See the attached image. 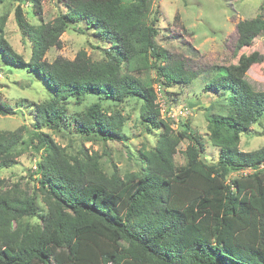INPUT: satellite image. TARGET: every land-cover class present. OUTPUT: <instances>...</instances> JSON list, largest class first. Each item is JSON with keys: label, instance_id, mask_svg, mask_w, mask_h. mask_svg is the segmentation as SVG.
<instances>
[{"label": "trees", "instance_id": "obj_1", "mask_svg": "<svg viewBox=\"0 0 264 264\" xmlns=\"http://www.w3.org/2000/svg\"><path fill=\"white\" fill-rule=\"evenodd\" d=\"M25 1L42 15L44 0ZM63 1L68 12L38 26L16 9L17 25L32 43L28 62L5 38V18L0 20L5 64L29 70L52 96L36 106L32 133L40 144L36 151H43L36 170L43 204L0 179V264H264V147L240 149L241 136L264 115V91L217 68L208 88L232 95L227 114L208 119L219 157L207 162L189 121L175 130L172 119L162 118L155 83L163 92L202 74L159 47L156 24L148 23L150 0ZM80 22L111 45L104 60L94 62L80 51L74 60L46 61L66 30ZM237 33V50L251 46L264 35V18L240 21ZM129 99L140 103L141 124L159 132L136 172L107 174L98 153L72 156L43 132L59 133L65 125L70 136L124 143L126 117L118 106ZM89 100L85 113L69 121V102ZM9 114L15 112L0 103V115ZM26 129L0 131V169L16 163ZM184 141L186 164L177 167Z\"/></svg>", "mask_w": 264, "mask_h": 264}, {"label": "rangeland", "instance_id": "obj_2", "mask_svg": "<svg viewBox=\"0 0 264 264\" xmlns=\"http://www.w3.org/2000/svg\"><path fill=\"white\" fill-rule=\"evenodd\" d=\"M151 13L148 23L155 22L158 30L159 47L183 61L187 68L199 73L197 79L189 85H177L164 89L158 103L162 109L163 119L173 120L172 128L189 121L193 133L204 147L202 159L217 161L219 152L209 139L208 119L214 115H226L230 107L231 93L214 92L207 84L218 71L226 68L231 74L242 75L257 91H264V35L256 38L254 43L237 50V24L243 20L264 18V0H150ZM21 7L25 20L32 26L53 23L58 17L65 15L68 4L63 0H44L43 13L38 15L33 5L25 0H10L0 6V20L5 18L4 36L14 51L26 62L31 58L32 43L22 34L16 22V9ZM60 47H54L46 54V61L54 62L62 57L74 60L80 51H85L94 62L104 60L105 51L111 45L103 42L93 30H88L85 22L72 25L60 38ZM262 57L261 62L257 59ZM0 55V103L7 105L15 114L0 115V131L22 132L24 141L19 147L21 154L10 168L0 169V179L6 188L18 186L31 195H37L39 203L42 196L39 192L37 164L43 151L35 148L40 144L32 133L35 130V108L51 99L46 84L26 68H15L5 64ZM151 77L156 79L155 72ZM155 87L159 85L155 83ZM161 88V87H160ZM163 89V88H162ZM165 91V92H164ZM91 100L76 106L69 102L68 120L85 113V105ZM119 109L126 117L124 133L127 140L121 142H99L70 136L68 126L63 125L59 133L48 129L43 132L72 156L98 153L101 157L103 170L107 174L117 171L122 176L139 169V158L142 152L153 149L159 132L141 124L138 115L140 103L127 100L120 104ZM182 109L185 116L176 117L175 113ZM70 127L74 128V124ZM148 128V129H149ZM64 133V134H63ZM184 141L178 147L175 164L182 167L186 164L184 151L188 146ZM264 147V115L241 136L240 149L252 152ZM21 149V150H20ZM248 173V172H245ZM244 173V174H245ZM241 173L229 175V180ZM44 207L40 206L43 213Z\"/></svg>", "mask_w": 264, "mask_h": 264}, {"label": "built area", "instance_id": "obj_3", "mask_svg": "<svg viewBox=\"0 0 264 264\" xmlns=\"http://www.w3.org/2000/svg\"><path fill=\"white\" fill-rule=\"evenodd\" d=\"M157 90H158V92H159L160 87L157 88ZM158 96L160 97V94H158ZM175 116H176V117H179V116H185V113H184V111H183L182 109H179V110L175 113ZM260 169H264V165H261V166H260Z\"/></svg>", "mask_w": 264, "mask_h": 264}]
</instances>
